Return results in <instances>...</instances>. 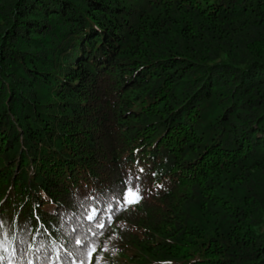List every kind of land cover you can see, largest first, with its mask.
I'll return each mask as SVG.
<instances>
[{
  "label": "trees",
  "instance_id": "trees-1",
  "mask_svg": "<svg viewBox=\"0 0 264 264\" xmlns=\"http://www.w3.org/2000/svg\"><path fill=\"white\" fill-rule=\"evenodd\" d=\"M263 215L264 0H0V264H264Z\"/></svg>",
  "mask_w": 264,
  "mask_h": 264
},
{
  "label": "snow or ice",
  "instance_id": "snow-or-ice-1",
  "mask_svg": "<svg viewBox=\"0 0 264 264\" xmlns=\"http://www.w3.org/2000/svg\"><path fill=\"white\" fill-rule=\"evenodd\" d=\"M141 171H143V169H141ZM134 187H135V193H136L135 199L130 200V199H128V195L124 196V202L127 205H132V204L139 203V201L141 199V197L139 196V191H140L139 185H135ZM128 194L129 195L132 194V189L128 190ZM90 219H91V217H90ZM10 239H14V238L10 237ZM2 244H3V241H0V245H2Z\"/></svg>",
  "mask_w": 264,
  "mask_h": 264
},
{
  "label": "rangeland",
  "instance_id": "rangeland-1",
  "mask_svg": "<svg viewBox=\"0 0 264 264\" xmlns=\"http://www.w3.org/2000/svg\"><path fill=\"white\" fill-rule=\"evenodd\" d=\"M263 228H264V215H263V217H262L261 224L255 227V231H256V232H259V231H261Z\"/></svg>",
  "mask_w": 264,
  "mask_h": 264
}]
</instances>
